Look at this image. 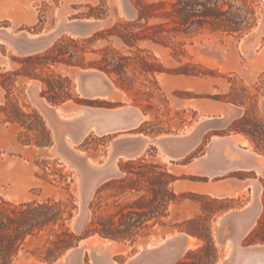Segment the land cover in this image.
<instances>
[{
    "label": "rangeland",
    "instance_id": "374dc122",
    "mask_svg": "<svg viewBox=\"0 0 264 264\" xmlns=\"http://www.w3.org/2000/svg\"><path fill=\"white\" fill-rule=\"evenodd\" d=\"M158 1L0 0L2 233L7 216L52 218L9 264H264V175L238 170L264 157V0L234 1L251 11L238 32L125 44L115 25L167 22L137 19ZM59 43L78 58L47 61ZM60 80L68 96L53 102ZM152 178L176 196L165 216L112 239L111 255L93 245L129 204L145 207Z\"/></svg>",
    "mask_w": 264,
    "mask_h": 264
},
{
    "label": "trees",
    "instance_id": "16d2710c",
    "mask_svg": "<svg viewBox=\"0 0 264 264\" xmlns=\"http://www.w3.org/2000/svg\"><path fill=\"white\" fill-rule=\"evenodd\" d=\"M236 0H160L158 2L142 4L141 10L138 13L137 19L147 21L150 17H164L167 20L165 23H157L153 25H142L141 30L134 32L131 25H115L114 28H120L117 36L125 44H133L137 39L148 38L154 42H158L159 38H163L162 33L183 32L188 34L193 31L208 28L211 31L222 30L226 32H238L246 26L251 11L245 5H236ZM225 5L228 8H225ZM158 11V12H156ZM46 60L50 62H69L78 58L76 50H69L67 47L55 44L51 50L47 52ZM65 56L69 58L66 59ZM115 59L113 66L116 69L119 63ZM64 81H54L49 83L50 91L53 95L48 97L51 101L64 100L68 95L66 88L63 85ZM67 87V86H66ZM157 167V165H154ZM171 175L160 173L159 176ZM169 179H154L149 180L150 188L153 196L148 200L145 207L139 206V210L134 209V205H138L135 201L128 205L129 210L126 213H121L118 220V225L112 221L108 226H103L101 235L109 239H117L120 237L133 236V230L142 228L144 223L156 216H165L164 210L170 201H174L176 196L173 189L169 187ZM157 186V188L154 187ZM132 216H137L133 218ZM0 216V264H9L11 257L17 253L19 244L24 240L27 234H32L35 227L51 221L48 216H22V221L17 218L7 216V221L11 227L6 228L8 233H2L5 225ZM12 232V233H11ZM58 248V246H56Z\"/></svg>",
    "mask_w": 264,
    "mask_h": 264
},
{
    "label": "crops",
    "instance_id": "0c3cea01",
    "mask_svg": "<svg viewBox=\"0 0 264 264\" xmlns=\"http://www.w3.org/2000/svg\"><path fill=\"white\" fill-rule=\"evenodd\" d=\"M58 107H60L61 111L63 110L61 106H58ZM55 108H54V110H55ZM55 112H56V110H55ZM227 139H228L229 142H235V143H238V144H240L242 146L247 147L244 150V152L247 153V154H251L250 146L248 144L245 145V144L242 143L243 137L237 136V135H231V136L227 137ZM252 154L257 157L256 162L259 164V168L251 165L248 162L244 167L243 166L242 167H239L238 170L246 171V170L255 169L257 173L264 175V157L261 156V155H258L256 153H252ZM212 195H214V194H212ZM96 236H99V235L95 234V235L90 236L89 238H92L91 239V241H92V240L97 239ZM169 238H170V236H166L165 239H162V242H164L166 239H169ZM109 240H110V242L107 244L106 249H108V251H107L108 252V255H111V254L117 252L120 248L118 247V245L116 244V242L114 240H112V239H109ZM85 242H89L88 241V238L85 239V240H83V243L82 244H84ZM139 246H140V244H139ZM147 247L148 248H151L152 245L151 244H147ZM59 260H60V258L58 259V261Z\"/></svg>",
    "mask_w": 264,
    "mask_h": 264
},
{
    "label": "bare ground",
    "instance_id": "6f19581e",
    "mask_svg": "<svg viewBox=\"0 0 264 264\" xmlns=\"http://www.w3.org/2000/svg\"><path fill=\"white\" fill-rule=\"evenodd\" d=\"M244 41V40H243ZM55 110H56V112L59 114V115H61L62 114V111H61V109H60V107H56L55 108ZM242 143L243 144H245V145H247L248 143H247V141H246V139L245 138H243L242 139ZM82 209V208H81ZM80 209V210H81ZM97 237V239H95V240H92V244L94 245L95 243L96 244H98L99 246H103V248L105 249L106 247H107V244L110 242V240H109V238H105V237H101V236H96ZM83 240H85V239H83ZM83 240H81L80 242H79V244H82L83 243ZM91 244V245H92ZM96 244H95V246H96ZM98 246V247H99ZM264 249V248H263ZM69 252V251H68ZM67 252V253H68ZM249 253L248 254H250V251H248ZM243 253V252H242ZM247 253V252H246ZM262 253V252H261ZM238 254V253H237ZM244 254V253H243ZM252 254V253H251ZM67 255V254H66ZM66 255H63L61 258H60V260H62V258L64 257V256H66ZM263 255V254H262ZM261 255V256H262ZM65 259V258H64ZM244 260V259H243ZM63 261V260H62ZM232 263V262H231Z\"/></svg>",
    "mask_w": 264,
    "mask_h": 264
}]
</instances>
